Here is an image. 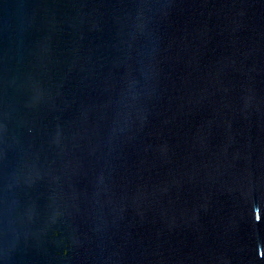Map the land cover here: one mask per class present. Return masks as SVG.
<instances>
[{"label":"water","instance_id":"95a60500","mask_svg":"<svg viewBox=\"0 0 264 264\" xmlns=\"http://www.w3.org/2000/svg\"><path fill=\"white\" fill-rule=\"evenodd\" d=\"M0 264H264V0H0Z\"/></svg>","mask_w":264,"mask_h":264}]
</instances>
